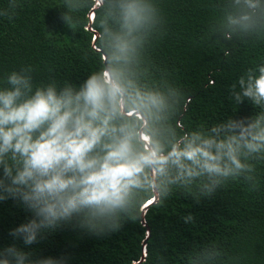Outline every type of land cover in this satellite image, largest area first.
Masks as SVG:
<instances>
[{
  "label": "clouds",
  "instance_id": "clouds-1",
  "mask_svg": "<svg viewBox=\"0 0 264 264\" xmlns=\"http://www.w3.org/2000/svg\"><path fill=\"white\" fill-rule=\"evenodd\" d=\"M115 6L120 25L112 53L82 81L37 85L28 66L0 88V202L12 199L32 214L9 233L26 247L66 225L93 235L116 231L144 199L162 202L174 189L195 187L210 197L242 178L256 190L253 162L264 159V64L229 87V99L250 100L255 115L177 128L167 97L143 90L115 67L129 62L141 34L157 22L154 6L144 0ZM17 7L8 0L0 16L13 19ZM226 20L227 39L264 28V0H231ZM0 264H64V258H33L13 243L0 248Z\"/></svg>",
  "mask_w": 264,
  "mask_h": 264
},
{
  "label": "trees",
  "instance_id": "trees-1",
  "mask_svg": "<svg viewBox=\"0 0 264 264\" xmlns=\"http://www.w3.org/2000/svg\"><path fill=\"white\" fill-rule=\"evenodd\" d=\"M116 2L16 0L13 19L0 16V88L22 67L30 66L40 85L79 82L104 65L119 31ZM144 2L154 6L157 22L141 34L129 62L115 67L167 97L177 128L255 115L250 100L229 99V87L264 64V28L227 39L231 0ZM7 4L0 0V10ZM253 163L256 190L242 178L210 197L195 187L174 189L165 201L147 206L151 199H144L116 231L93 235L66 225L27 247L9 233L32 214L8 199L0 202V248L15 243L33 258L63 257L64 264H264V159Z\"/></svg>",
  "mask_w": 264,
  "mask_h": 264
},
{
  "label": "water",
  "instance_id": "water-1",
  "mask_svg": "<svg viewBox=\"0 0 264 264\" xmlns=\"http://www.w3.org/2000/svg\"><path fill=\"white\" fill-rule=\"evenodd\" d=\"M146 209H147V207H144L142 210H143V213L146 211ZM143 223H144V225H145V222L143 221ZM148 233H149V231H148ZM143 245H145V242H144V244Z\"/></svg>",
  "mask_w": 264,
  "mask_h": 264
},
{
  "label": "bare ground",
  "instance_id": "bare-ground-1",
  "mask_svg": "<svg viewBox=\"0 0 264 264\" xmlns=\"http://www.w3.org/2000/svg\"><path fill=\"white\" fill-rule=\"evenodd\" d=\"M150 203L148 202V204L147 205H149Z\"/></svg>",
  "mask_w": 264,
  "mask_h": 264
}]
</instances>
